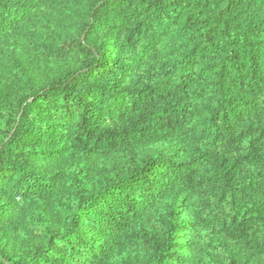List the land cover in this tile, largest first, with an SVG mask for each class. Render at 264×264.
I'll return each mask as SVG.
<instances>
[{"label":"trees","instance_id":"trees-1","mask_svg":"<svg viewBox=\"0 0 264 264\" xmlns=\"http://www.w3.org/2000/svg\"><path fill=\"white\" fill-rule=\"evenodd\" d=\"M0 264H264V0H0Z\"/></svg>","mask_w":264,"mask_h":264}]
</instances>
